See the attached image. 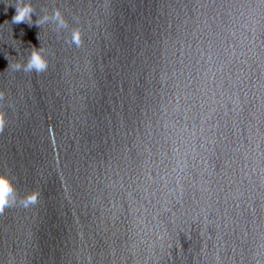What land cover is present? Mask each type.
<instances>
[{
  "label": "water",
  "instance_id": "1",
  "mask_svg": "<svg viewBox=\"0 0 264 264\" xmlns=\"http://www.w3.org/2000/svg\"><path fill=\"white\" fill-rule=\"evenodd\" d=\"M26 2L0 0V264H264V0Z\"/></svg>",
  "mask_w": 264,
  "mask_h": 264
},
{
  "label": "clouds",
  "instance_id": "2",
  "mask_svg": "<svg viewBox=\"0 0 264 264\" xmlns=\"http://www.w3.org/2000/svg\"><path fill=\"white\" fill-rule=\"evenodd\" d=\"M22 6L15 7V15L12 17L13 23H19V22H26L29 26L32 25V14H35L31 6L26 2V0H21ZM48 22H54L58 28H64L66 27L65 22L60 17L59 12L54 11L52 13L51 17H48L47 15L41 17L40 23H48ZM38 25L37 23H35ZM39 26V25H38ZM72 43L79 45V37L77 33L72 34ZM47 67V61L43 55V50L38 48H33L30 52L27 61L24 66L25 71H34L36 73L42 72ZM13 195V189L10 186L8 180L0 176V209H2L9 201V197ZM36 201V195L30 194L26 198V204L27 203H35Z\"/></svg>",
  "mask_w": 264,
  "mask_h": 264
}]
</instances>
